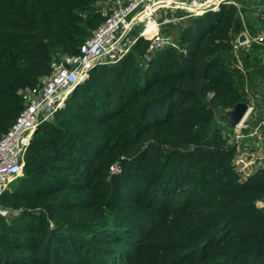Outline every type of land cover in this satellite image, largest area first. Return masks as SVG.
Masks as SVG:
<instances>
[{
    "label": "trees",
    "instance_id": "obj_1",
    "mask_svg": "<svg viewBox=\"0 0 264 264\" xmlns=\"http://www.w3.org/2000/svg\"><path fill=\"white\" fill-rule=\"evenodd\" d=\"M112 1L0 0V137L21 90L77 52ZM185 20L178 47L150 52L139 35L39 126L0 196V264H264V167L237 172L214 125L248 102L251 55L233 51L243 22L234 3Z\"/></svg>",
    "mask_w": 264,
    "mask_h": 264
},
{
    "label": "built area",
    "instance_id": "obj_2",
    "mask_svg": "<svg viewBox=\"0 0 264 264\" xmlns=\"http://www.w3.org/2000/svg\"><path fill=\"white\" fill-rule=\"evenodd\" d=\"M232 2L242 9L237 1ZM222 3H231V0L106 2L107 10L102 9L103 21L84 40L78 51L55 56L51 62V73L44 76L38 85L21 90L24 108L12 126L0 137V196L12 181L23 174L26 152L36 130L54 117L75 85L87 77L90 69L98 64H111L121 60L139 35H146L151 39L150 52L168 45L178 47L177 40L164 31L165 25L211 9H219ZM141 24L138 34L133 36L136 26ZM149 27L154 29L150 36L147 32ZM242 33L245 39L241 41ZM242 33L233 41V51L240 64L242 49H249L255 43L264 45V28L256 33ZM250 109L249 106L246 115L237 125L233 127L230 123L229 142L236 147L233 166L244 177L264 167V116L252 120L248 117ZM111 171L118 173L121 166L114 163ZM256 204L264 210V198L258 199ZM9 213L8 208L0 205V214Z\"/></svg>",
    "mask_w": 264,
    "mask_h": 264
},
{
    "label": "rangeland",
    "instance_id": "obj_3",
    "mask_svg": "<svg viewBox=\"0 0 264 264\" xmlns=\"http://www.w3.org/2000/svg\"><path fill=\"white\" fill-rule=\"evenodd\" d=\"M256 7L260 5L263 1L258 0H252ZM264 4V2H263ZM99 7L101 9L106 8V4L103 2L98 3ZM107 10V8H106ZM262 11L261 14L256 12L255 16H252V14L243 11L245 20L248 21L249 29L256 33L260 28H264V11ZM185 19L178 21L177 23H172L170 25H165L166 33L171 34L175 40H177L180 26L185 23ZM178 24V25H177ZM142 27L141 25L136 26L135 30L133 32V36H136L139 32V29ZM257 44V43H255ZM259 45L257 48L254 47V45L251 46V48L244 50L245 53H249L251 55V65H249L247 68H245V73L247 76V92H248V102L254 103L255 109H260L262 111V103H264V45ZM253 49V50H252ZM243 50L240 51V53H244ZM256 69H259L260 71H256ZM259 111V112H260ZM229 119L226 117L225 110H218L216 112V118L214 121V125L218 126L220 128H224L225 135L229 138L230 136V130L231 126H229ZM169 230V229H168ZM150 243V241H149ZM152 243L147 245V249L152 247ZM144 261V260H143ZM141 260L136 264H141Z\"/></svg>",
    "mask_w": 264,
    "mask_h": 264
},
{
    "label": "crops",
    "instance_id": "obj_4",
    "mask_svg": "<svg viewBox=\"0 0 264 264\" xmlns=\"http://www.w3.org/2000/svg\"><path fill=\"white\" fill-rule=\"evenodd\" d=\"M232 1H234V0H231V3H233ZM235 1H237L239 3V5L241 6V8H242V9H239L238 5L235 4L237 6V8H238V11H239V14H240V17L242 19L243 26H244L243 30L239 34H241L243 31H247L249 33L252 32L249 29L248 21L245 20L243 11H246V12L252 14V16H255L256 12L261 14L262 11H259V10L263 9V11H264V4H263L264 0H258L260 2L261 1H263V2H261L260 5L257 6V7H256L255 3L252 0H235ZM151 30H153L152 27H150V31ZM263 78H264V75H263ZM247 103L251 107L248 117H250L252 120H255V119L259 118V117L264 116V103H262V105H263L262 109H261L262 111H260V109H259L260 112L258 111V109H255L254 103H250V102H247Z\"/></svg>",
    "mask_w": 264,
    "mask_h": 264
},
{
    "label": "water",
    "instance_id": "obj_5",
    "mask_svg": "<svg viewBox=\"0 0 264 264\" xmlns=\"http://www.w3.org/2000/svg\"><path fill=\"white\" fill-rule=\"evenodd\" d=\"M245 35L242 33L240 35V40H244ZM78 83L75 85V87ZM249 108V104L245 101H240L236 103L231 109L227 110L226 115L228 116L231 125L234 127L237 125L246 115Z\"/></svg>",
    "mask_w": 264,
    "mask_h": 264
},
{
    "label": "bare ground",
    "instance_id": "obj_6",
    "mask_svg": "<svg viewBox=\"0 0 264 264\" xmlns=\"http://www.w3.org/2000/svg\"><path fill=\"white\" fill-rule=\"evenodd\" d=\"M152 29H153V27H152ZM153 30L150 31V27L148 28L147 32H148L149 36L152 34Z\"/></svg>",
    "mask_w": 264,
    "mask_h": 264
}]
</instances>
